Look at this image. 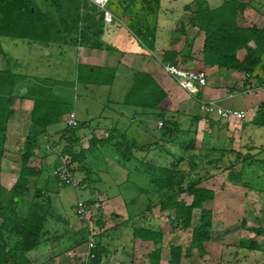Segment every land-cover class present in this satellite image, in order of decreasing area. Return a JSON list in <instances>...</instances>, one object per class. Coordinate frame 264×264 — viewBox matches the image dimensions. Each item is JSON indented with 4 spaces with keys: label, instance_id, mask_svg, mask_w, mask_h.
<instances>
[{
    "label": "trees",
    "instance_id": "1",
    "mask_svg": "<svg viewBox=\"0 0 264 264\" xmlns=\"http://www.w3.org/2000/svg\"><path fill=\"white\" fill-rule=\"evenodd\" d=\"M161 1L111 0L108 9L115 20L106 23L103 11L86 0H0V54L3 52V37L114 51L113 46L106 45L102 37L109 25L122 21L124 17L129 18L127 22L122 21L124 25L129 24L130 31L141 44L153 50ZM255 1L262 8L256 13L263 15L264 0H223L216 7H211L206 0H194L186 5L184 11L189 15L187 22L180 23V31L187 35L188 24L202 35V57H192L196 37L188 38L182 50L165 51L162 57L164 64L194 72H207L211 68L237 72L244 75V87H264V27L245 25L246 11ZM240 51L245 52L242 59L238 57ZM93 67L86 65L87 72L84 76L79 73V82L87 87L111 86L115 79L113 69ZM64 85L67 84L51 79L32 81L10 69L0 70V264H34L32 253L48 241L50 219L56 218L50 185L55 183L59 188H75L81 185L89 187L97 182L101 172L97 164L98 155L116 160L127 170L128 177L134 174L149 182L146 188L139 186V195L147 200L145 210L135 208L138 197L127 204V222L133 230L134 239L133 264H161L164 232L154 221L152 210L155 207L161 212H169L170 219L181 230L191 233L188 247H169V264H181L183 257L192 261L194 250L204 260L209 255L206 246L212 241L214 229V214L208 204L216 196L214 189L205 187L204 183L221 172L227 171L232 176L237 166L243 169L247 163L252 165L257 162L253 152L258 148L249 146L246 151H236L219 145L216 143L219 130L214 121L210 122L211 130L205 131L208 144L199 147L197 135L202 115L189 117L188 126H182L175 113L160 107L168 96L154 78L144 72L133 74V82L123 104L141 109L147 116L155 115L156 121L162 123L161 127L148 130L152 137L150 141L140 142L117 126L104 129L102 136H97V129L93 127L88 146L84 147L80 131L86 128V122H80L78 118V127H65L50 137L49 128L75 111L73 103L66 97ZM24 87H27V92L21 94L20 90ZM18 99L33 101L31 126L21 149L22 167L17 181L7 189L1 182L2 164L9 121ZM252 124L264 127V101ZM36 151L42 153L44 162L39 168H32L29 163ZM263 151L264 148H260L258 154ZM49 156L54 158L47 163ZM63 167L72 180L82 178L76 186L62 183L55 175ZM184 195L191 198L190 203L181 198ZM82 202L89 209L95 206L97 200ZM22 209L24 213L20 214ZM98 210L101 211V207ZM195 211L199 212L196 225ZM75 213L84 219L78 214L77 205ZM96 223L104 227L101 220ZM250 230L256 236L264 235L263 227ZM239 248L264 253V240L260 243L244 237L240 239ZM95 253V259L89 264H102L99 242ZM218 264L224 263L220 261Z\"/></svg>",
    "mask_w": 264,
    "mask_h": 264
},
{
    "label": "rangeland",
    "instance_id": "2",
    "mask_svg": "<svg viewBox=\"0 0 264 264\" xmlns=\"http://www.w3.org/2000/svg\"><path fill=\"white\" fill-rule=\"evenodd\" d=\"M191 1L193 0H178L177 2L175 0H162L161 8L163 7V9L162 12H159L160 15H158L159 21L157 20V35L158 33L161 37L166 35L170 29H172L177 19L185 12L183 5L187 2L190 3ZM206 1L211 5L216 3V0ZM87 2L91 4L89 1ZM260 5V3L255 1L251 4L250 8H248L245 14L246 26L256 24L258 27H264V14L259 17V20L256 19L257 15L255 16L256 11L262 9ZM159 23L162 24L161 29H159ZM128 25H121L123 30L118 32L120 33L119 36L129 35L132 39L137 41L138 38L130 31ZM186 25V30L188 32L191 31L190 35H194L195 29H192L188 24ZM109 26L112 27V30L110 33H105L102 40L106 45L112 47L114 41L116 42L119 40L116 38L117 35L114 34V32H117L116 30L118 28L114 24ZM178 35L181 39H188L186 37L187 35H183L180 29H178ZM124 39L125 38L120 37V40L124 41ZM1 41L3 52L0 54V68L3 67V69H10L15 74L27 77L32 81L35 79H51L55 82L66 83L67 85H64L63 88L66 91V97L73 103L74 112H76L78 119L91 122L93 127L100 126V133H97L98 136H102V131L104 129L117 126L118 129L126 132L130 137L137 138L140 142H148L151 140V135L147 134L148 128L152 130L156 128V126H159L160 123L156 121L155 115L147 116L141 109H134L123 104L127 92L133 82L132 72L125 66H119V64L114 66L112 71L115 74V79L111 86L87 87L79 82V73L81 76H84L87 72L85 68L86 65L92 67L94 65H90V63L84 64L80 54V47L57 43H50L47 45L39 42H29L22 39L8 37H3ZM138 42L142 47L144 46L140 41ZM119 43L120 42H116V46L120 45L119 47L115 48L113 46L115 51L117 48H122L123 44ZM112 52L114 53V51ZM146 52L150 55L148 51ZM96 53H98L96 56H91V58H95L92 63L96 65L93 68H96L99 65H106L105 68H109V65H112L111 60L108 58L106 60L105 56H101L99 52ZM3 58L5 60H3ZM206 73L208 81L210 80L214 82L216 80L221 86L223 85V79L228 78V76L223 73L218 74L217 71H209ZM228 82L230 81L228 80ZM196 88V92L193 96L201 97V93H199L201 92L200 87L196 85ZM240 89H242V87H240ZM24 90H27V87L22 88L20 93L26 94L23 93ZM235 102L236 101L234 100L233 102H230L229 105L233 106ZM163 107L164 110H167L170 113H175V117L179 121H182V126L184 127L188 126L190 120L189 117L194 116V111H190L187 108H177L175 103H170L169 101L165 102ZM123 112L126 117L120 115ZM135 112H137V115H135ZM201 115L202 119L198 125L197 135V145L199 147L208 144L209 140L205 131L211 130L209 127L210 122L212 121H214L215 124L219 123L217 124L219 130L217 134L218 141L216 142L215 139L214 142L223 145L228 149L233 148L234 146L238 147L239 136L234 133H229L227 125H224V120L214 116H205L203 113ZM66 118L67 116L64 117V120L59 124L51 126L48 133L56 135L58 132H61L67 127ZM83 130L87 132V129ZM91 135V132L84 134L85 143L89 142ZM243 138V144H246L247 141L251 140V144L258 147V151L260 148H264V128L253 127L246 130ZM211 141L212 139L210 142ZM43 142L44 137L41 138V143ZM17 143L14 142V145H10L9 147L11 150L17 149L21 152L19 144L17 145ZM22 154L23 153L21 152L20 156H11L12 166L10 168L7 167V172L5 171L6 175L11 179L8 180V183L13 184L14 180L18 178L19 171L22 167ZM35 156L36 157L30 161L29 165L32 168H39L42 163V154L39 152ZM53 158V156H49L47 160L52 162ZM98 158L97 164L101 169L100 176L98 180L97 177L94 176V179L95 181L97 180V182H93L89 187H86L87 185H84L85 187L81 185V187L75 188L70 186L59 188L55 183L50 185V196L53 204L54 217L66 218L74 223H81L87 232V236L91 225L96 227V233L97 236H99L101 233V227L96 223L98 220H101L105 224L108 222V225H110L109 228H111L113 225L115 227L119 222V219L115 218H120V216L127 218L129 215V207L127 204L135 197H138V202L135 205V208L138 210L144 211L147 204L145 196L139 195V186L143 188L148 187V181L144 178L134 176V174L132 177L130 176L131 182L127 181L123 178L122 172H115L110 169L111 167L106 164L109 160L102 155H98ZM260 159L262 162H255L252 165H250L249 162L243 169L242 166H237L234 169L232 176L229 175V172L224 171L220 174L214 175L209 181L204 183L205 187L214 189L216 192L215 200L208 204V207L212 209L214 214V229L212 241L206 246L209 255L204 257V260H201L198 252L194 250L192 258L194 264H218L220 261L224 264H264V253L251 252L239 248L240 239L244 237L255 239L260 243L264 240V235L256 236V234L250 230V228H264V153L260 156ZM130 177L128 178L130 179ZM81 179L82 178H77L75 183H78ZM3 181L6 183L5 178ZM106 192H108L110 196L120 193L122 197L126 198L118 201L116 204H108L105 195ZM96 195L97 197H95ZM92 198H97L98 200L101 198L103 201L96 203L94 207L88 209V219H83L85 223L82 224V221H80L81 218L75 213L78 199L86 201ZM181 198L188 203L191 202V198L187 195H184ZM98 207H102L101 211L98 210ZM71 209L73 211H71ZM23 213L24 210H20V214ZM111 214H114L113 218L110 217ZM198 214L199 212L195 211L194 225L197 224ZM152 215L155 223L164 232L165 238L163 239L162 246L164 251L163 261L164 264H167L166 260L169 257L168 248L171 245H181L183 248L188 247L190 245L191 233L190 231L184 232L181 230L177 224L170 219L169 212H161L158 207H155L152 210ZM119 231H124L119 233H123L121 236L122 239L125 240L127 238V229L121 227ZM114 234L116 235V233ZM112 236L114 235L110 234V237ZM111 241L112 239L110 240L106 237L103 238L102 242L107 244ZM132 248L133 247L131 246L130 250ZM183 259L185 264H189V259H186L185 257H183Z\"/></svg>",
    "mask_w": 264,
    "mask_h": 264
},
{
    "label": "crops",
    "instance_id": "3",
    "mask_svg": "<svg viewBox=\"0 0 264 264\" xmlns=\"http://www.w3.org/2000/svg\"><path fill=\"white\" fill-rule=\"evenodd\" d=\"M176 2L178 0H175ZM194 1V0H193ZM191 1V2H193ZM190 2V3H191ZM223 2V0H216V3L214 5L209 4L211 7H216L220 5ZM189 2L185 3L183 7L188 5ZM163 7L161 8L160 12H162ZM160 15V14H159ZM188 12H184L183 15L177 19V21L174 23L172 29L164 35L160 36L159 33L157 35L156 45L153 50H150L146 48L145 46H141L138 42L139 40L132 39L129 35L128 36H119L121 32L122 27L121 25H124V22H127L129 20L128 17H124L122 21L115 23L114 25L118 28L114 32V34L117 35V43L123 44L122 48H117L116 51L114 50V53L112 51H104V50H93L88 49L85 47H80V54L82 57V61L84 64L90 65H96L93 64L95 58H91V56H96V52H99L101 56H105V59L107 58L112 61V65H109L111 69L114 68V66L122 65L128 68L132 72V77L135 72H144L150 74L154 80L157 82V84L166 92L167 99L162 103L160 106L162 109L164 108L165 102L169 101L170 103H175V106L178 108H184L188 110L194 111L193 115H201V108H200V102L201 101H222L223 105L226 108H232V109H238L245 111V117L243 120H233V121H225L224 125H227L229 129V133H234L239 136L238 139V147L234 146L232 149L239 151L243 149V151L247 150L249 146H254L251 144V140L247 141L246 144H243V136L246 130H249L253 127H259L252 124L253 119L256 116V113L259 109L260 104L264 101V87L256 89L251 94H243L241 93L244 86V75L237 72H231V71H219L217 68H211L208 69L209 71H217L219 74H225L228 76V78L223 79V85L221 86L218 81H208V85L205 88H200L199 93H201V97H195L193 95H190L187 91L183 90L177 82L165 72L163 65V54L166 50H177L180 51L184 47L185 44V38L181 39L178 35V29H180V23L181 22H187L188 18ZM261 16L258 13H255V16ZM256 16V17H257ZM255 17V18H256ZM259 17L256 19L259 20ZM261 19V18H260ZM159 21V20H158ZM113 25V24H112ZM162 24L159 23V29H161ZM112 30V27L108 26L106 33H110ZM186 32H188L186 30ZM191 31L188 32L187 38L192 39L196 37L195 46L193 48L192 57L193 58H201V49L203 44V37L202 35H199L197 30L195 29L194 35H190ZM193 36V37H191ZM120 37L125 38L124 41L120 40ZM116 42L112 44L115 48L119 47L116 46ZM148 51L150 53L147 54ZM243 54V55H242ZM245 52L240 51L238 53V57L242 59L244 57ZM152 56V57H150ZM1 58V56H0ZM88 59V60H85ZM3 60H5L3 58ZM92 60V61H91ZM1 61V59H0ZM5 66V65H3ZM98 67H106V65H99ZM3 67L0 68L2 70ZM239 76V77H237ZM228 80L230 82H228ZM236 101L235 104L229 105L230 102ZM33 109V101L24 99V100H17L14 104L13 109V116L11 117L9 121V130H8V138L6 142V154L5 158L3 160L2 164V176H1V182L4 187L7 189H10L14 183L17 181V179L14 180V183H8V180L10 179L8 175H6L7 167L12 166V158L11 156L17 155L20 156L21 152L20 150H11L10 145H14V142L19 144L20 149H22L23 142L30 133V113ZM16 112V114H15ZM76 114V112H75ZM204 114V113H203ZM122 117H126L125 113L120 114ZM205 115V114H204ZM78 118V117H77ZM80 122H86V128L87 132L83 129L80 131V135L82 137V143L84 147L88 146V142L85 143V136L84 134H88L89 132L92 133L91 128H93L91 122L89 121H81ZM219 124V123H217ZM237 128V129H236ZM264 128V127H260ZM96 133H100V126H96ZM149 130V128H148ZM21 134V135H20ZM149 135V133H147ZM50 136H55L54 134H49ZM98 136V135H97ZM17 138V139H16ZM13 142V144H12ZM16 145V146H17ZM14 147V146H13ZM256 147V146H255ZM262 147V146H261ZM258 148V147H256ZM263 148V147H262ZM258 150H255L253 153L256 154L257 162H262L260 159V156L264 153L261 152L260 154L257 153ZM39 152L36 151L35 155H37ZM42 154V153H41ZM36 157V156H35ZM107 165L110 166L111 170H114L115 172H122L123 178L128 181V172L124 168H122L119 163H117L116 160L106 157ZM44 162V159H41V162ZM42 162V163H43ZM46 162V161H45ZM41 163V164H42ZM47 163H50L49 160H47ZM40 164V166H41ZM109 169V170H110ZM101 170V169H100ZM6 171V172H5ZM104 171V170H102ZM106 172V171H104ZM5 174V175H4ZM5 178L6 183H4L3 179ZM11 180V179H10ZM135 181V180H134ZM96 194V192H95ZM106 199L108 204H116L118 201L123 200L126 197H122V195L119 193L117 195L110 196L108 192L105 193ZM97 197V195L95 196ZM101 197V196H100ZM96 199L97 203L102 202L103 199ZM78 201H83L79 200ZM129 203V202H128ZM99 206V205H98ZM102 208V207H101ZM73 209V208H72ZM71 209V211H73ZM110 217H114V214H111ZM58 218V219H57ZM54 219H50L49 226H48V233L46 236V243L40 247L39 250L32 253V258L34 261V264H82L83 263V256L86 250V238H87V232L84 228V226L81 225V223H74L70 219H64L57 217ZM119 222L114 227H110L108 225V222L106 224L104 223V227L101 228L100 234L98 236V242L101 247L102 251V264H133V253H134V239H133V230L128 224V217L124 218L123 216H120ZM82 224L85 223L83 219H81ZM78 224V226H77ZM126 228L127 229V238L125 240L122 239L121 232L119 229ZM111 232V233H110ZM120 232V233H119ZM116 233V235L114 234ZM110 234H113L114 236L110 237ZM108 237V239H112L111 242L104 244L103 238ZM165 238V237H164ZM133 247L130 250V247ZM169 249V248H168ZM169 252V251H168ZM124 258V259H123ZM127 258V259H125ZM164 258V251L162 248V259L161 264H164L163 261ZM170 260V252L169 257L167 258L166 262L169 264ZM193 262L190 261L189 264ZM181 264L184 263V259H182Z\"/></svg>",
    "mask_w": 264,
    "mask_h": 264
},
{
    "label": "built area",
    "instance_id": "4",
    "mask_svg": "<svg viewBox=\"0 0 264 264\" xmlns=\"http://www.w3.org/2000/svg\"><path fill=\"white\" fill-rule=\"evenodd\" d=\"M91 4L98 7L104 13V20L106 23H112L115 20V16L108 9V5L111 0H87ZM163 68L167 74H169L177 84L185 91L190 93L191 95L196 92V85L200 88H205L208 85V76L206 72H194L189 70H184L172 64H164ZM256 89L243 86L241 93L250 94L253 93ZM201 112L208 116H214L216 118L222 119L224 121H233L238 120L241 121L245 117V111L226 108L222 101H201L200 102ZM66 126L68 128H75L79 126V122L77 120L75 112H71L67 115L66 118ZM159 126H162V123H159ZM55 175L60 177V180L64 184H72L76 186L74 180H72L68 170L66 168H62L59 172H56ZM77 212L84 219H88V208L86 205L79 201L77 204ZM98 244V236L96 233V227L90 226L89 234L86 240V250L83 256V264H89L96 257V248Z\"/></svg>",
    "mask_w": 264,
    "mask_h": 264
},
{
    "label": "water",
    "instance_id": "5",
    "mask_svg": "<svg viewBox=\"0 0 264 264\" xmlns=\"http://www.w3.org/2000/svg\"><path fill=\"white\" fill-rule=\"evenodd\" d=\"M26 92H27V90H24V91H23V93H26Z\"/></svg>",
    "mask_w": 264,
    "mask_h": 264
}]
</instances>
